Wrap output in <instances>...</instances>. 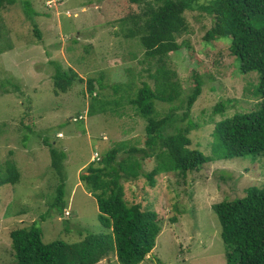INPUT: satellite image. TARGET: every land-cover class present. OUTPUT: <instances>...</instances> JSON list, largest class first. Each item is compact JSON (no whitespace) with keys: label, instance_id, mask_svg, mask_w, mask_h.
Wrapping results in <instances>:
<instances>
[{"label":"rangeland","instance_id":"rangeland-1","mask_svg":"<svg viewBox=\"0 0 264 264\" xmlns=\"http://www.w3.org/2000/svg\"><path fill=\"white\" fill-rule=\"evenodd\" d=\"M25 1L17 0L0 11V48L10 44L4 52L0 50V165L10 158L21 171L19 182L0 185V264L15 259L11 231L34 221L42 227L45 242H76L88 233L106 231L98 217L97 199L80 175L87 172L94 157L122 141L126 144L121 157L132 146L146 147L147 120L131 106L121 108L120 114L89 115L88 80L102 77V87L95 81V94L104 100L118 99L129 90L127 85L116 90V84L133 81L134 90L143 81L154 85L149 69L153 74L155 66L146 60L137 39L123 35L118 20L121 9L140 11L144 3L30 0L34 14L29 7L25 11ZM211 1L194 0L195 7L186 10L190 30L179 41L186 40L190 46L170 54V65L184 89L181 98L172 103L155 100L156 117H162L171 106L182 116L186 96L195 85L193 70L201 73L202 93L182 124L191 120L198 126L190 133L191 147L206 155L211 154L215 124L256 108L260 101L254 94L259 74L241 73L231 53V38L205 39L214 19L203 6ZM252 23L261 26L264 21ZM57 63L72 67L84 81L57 94L53 78ZM222 101L226 110L219 112L217 105ZM46 139L67 153L62 175L67 201L63 214L50 211L62 176L51 166ZM155 164L154 158H147L143 170L150 171ZM124 185L127 200L154 208L162 217L156 247L141 264H227L213 205L242 197L251 185L263 186L264 156L214 160L185 176L163 173L154 187L143 176L124 181ZM110 262L118 264L115 255L98 264Z\"/></svg>","mask_w":264,"mask_h":264},{"label":"trees","instance_id":"trees-1","mask_svg":"<svg viewBox=\"0 0 264 264\" xmlns=\"http://www.w3.org/2000/svg\"><path fill=\"white\" fill-rule=\"evenodd\" d=\"M16 2L0 0V11ZM131 2L144 3L145 6L140 11L130 7L127 11L121 9L118 12L121 31L126 38L140 42L146 60L155 66L153 74L149 69L154 85L143 81L142 86L134 90L136 82L116 84V90L123 85H127L129 90L118 99L104 100L99 93L95 94V81L102 87V77L91 78L88 80V114H120L121 108L133 107L147 120L146 147H127L124 150L126 155L121 157L120 151L126 144L122 141L99 154V159L90 162L87 172L80 175L81 181L97 199L98 217L106 231L88 233L76 242H45L42 227L34 221L30 226L11 231L15 259L10 264H98L110 255H115L118 264H141L156 247L162 232V217L154 208L127 200L124 181H135L143 176L154 187L157 177L163 173L178 172L185 176L214 160L264 156V23L261 26L252 23L253 20L264 21V0H212L211 4L203 6L214 19L205 39L211 42L231 38V53L237 58L241 73L259 74L254 91L260 98L257 107L236 112L215 124L210 155L191 147L190 133L198 126L191 120L182 124L190 116L203 90V79L197 69H194L195 73L193 70L195 85L186 96L183 115H178L177 107L171 106L162 117L155 116V100L172 103L184 92L176 70L170 65V54L190 46L179 38L190 30L185 12L195 7L194 0ZM23 7L25 11L29 7L36 14L30 0H26ZM36 32L41 36L38 29ZM7 47L0 48L1 52ZM53 78L57 94L67 92L76 81H84L75 69L64 68L60 63H57ZM217 109L219 112L226 110V103L220 102ZM170 127L175 130L169 132ZM45 142L50 149L51 166L62 176L67 153L48 139ZM147 158H154L156 164L146 172L143 162ZM20 178L21 171L13 159L9 158L0 165V185L15 184ZM61 178L62 183L50 208V211L57 210L58 214H63L67 207L65 177ZM213 208L221 224L227 264H264V185H251L242 197L224 199L215 203ZM173 220L176 221V217Z\"/></svg>","mask_w":264,"mask_h":264},{"label":"built area","instance_id":"built-area-1","mask_svg":"<svg viewBox=\"0 0 264 264\" xmlns=\"http://www.w3.org/2000/svg\"><path fill=\"white\" fill-rule=\"evenodd\" d=\"M80 117H82V116H80ZM94 159H95V160H96V159L98 160V159H99V154L97 155L96 158L94 157ZM94 159H93V160H94Z\"/></svg>","mask_w":264,"mask_h":264},{"label":"clouds","instance_id":"clouds-1","mask_svg":"<svg viewBox=\"0 0 264 264\" xmlns=\"http://www.w3.org/2000/svg\"><path fill=\"white\" fill-rule=\"evenodd\" d=\"M94 160H95V159H94ZM94 160H93V161H94Z\"/></svg>","mask_w":264,"mask_h":264}]
</instances>
